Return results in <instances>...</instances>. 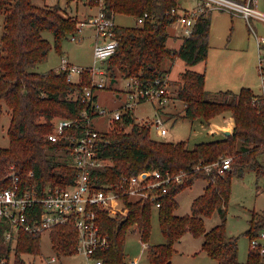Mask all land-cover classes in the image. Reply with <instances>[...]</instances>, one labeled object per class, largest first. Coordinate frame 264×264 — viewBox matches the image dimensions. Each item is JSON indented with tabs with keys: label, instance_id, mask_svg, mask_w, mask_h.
<instances>
[{
	"label": "trees",
	"instance_id": "trees-1",
	"mask_svg": "<svg viewBox=\"0 0 264 264\" xmlns=\"http://www.w3.org/2000/svg\"><path fill=\"white\" fill-rule=\"evenodd\" d=\"M178 6L180 0H104V8L109 14L140 16L149 12L142 24L116 23L114 29L119 43L105 62L113 77L120 70L126 76H138L145 82L156 78L169 81L170 70L163 65L166 58L179 56L188 64L207 58L212 12L208 9L201 13L194 32L174 47L169 43L168 27L177 17L172 8ZM2 13L0 122L3 114L8 112L10 142L0 146V175L7 172L10 164H15L21 175L31 182L41 186L50 182L65 186L75 180L78 171L67 158L56 154L65 147L66 141H52L48 134L54 129V116H76L86 106L82 93L85 85L91 83V71H84L79 81H71L66 71L51 68L41 72L35 67L47 58L52 48L43 30L53 31L56 48L61 50L62 41L78 31L81 18L78 14L67 13L59 4L40 5L35 0H0ZM205 76V72L192 68L180 72L176 94L184 102L183 115L209 120L217 113L230 111L235 118L232 132L190 146L185 140L153 137L151 126L137 122L132 110L115 120L119 123L115 128L104 131L101 152L113 162L104 167L98 182L114 181L122 173L158 167L188 173L183 182L170 184L160 197L161 205L156 210L164 241L151 242L152 203L132 201L129 213L123 217L100 209V223L109 235V244L97 254L104 258L105 264L124 262L126 234L132 225L143 242H147L151 264H174V244L188 231L204 236L202 249L219 264H260V255L252 247L248 260L239 261L238 236L228 235L225 223L232 176H242L247 167L255 168L259 173L264 171V164L259 159L264 153V91L256 93L250 86H243L237 92L226 89L214 93L205 88ZM218 95L222 97L218 98ZM226 153L232 154V164L225 173L195 168L200 162L220 160ZM199 177L206 178L208 183L202 194L194 199L191 212L176 213L177 193ZM215 210L220 212L222 221L207 229L204 217ZM258 215L254 213L250 220L247 233L251 238L264 225V214ZM50 233L56 251L78 252V230L73 224H58ZM41 238L40 232L21 231L16 245L5 244L0 227V258L7 254L14 257V264H23L24 253L41 251ZM6 247L7 253L3 251Z\"/></svg>",
	"mask_w": 264,
	"mask_h": 264
},
{
	"label": "rangeland",
	"instance_id": "rangeland-1",
	"mask_svg": "<svg viewBox=\"0 0 264 264\" xmlns=\"http://www.w3.org/2000/svg\"><path fill=\"white\" fill-rule=\"evenodd\" d=\"M200 0H180V8H191ZM246 1V0H241ZM40 5L59 4L67 13L78 14L83 19L90 11H97V0H35ZM248 2V1H247ZM255 2H257L255 4ZM252 4L264 11V0H252ZM212 12V23L209 34V53L205 60L196 64H188L183 58H166L163 62L165 68L169 69V81L167 84L168 96L170 97L164 104L158 100L147 99L134 105V116L141 118L145 116H156L159 113L164 118V125L169 132L162 135L155 125L151 127V135L155 138L180 141L185 140L190 146L196 142L217 136V128L224 124L229 117L227 111L213 115L209 120L202 117L192 119L184 116L182 107L184 102L177 97V83L180 72L187 68L205 72V88L216 93V91L231 89L239 91L242 86H250L256 93L264 91V81L259 68L260 47L258 35H264V19L252 17L249 21L241 13H234L228 9H209ZM115 21L119 24L135 25L137 16L133 14L117 13ZM4 29V14H0V39ZM169 43L178 47L184 36L182 29L171 24ZM73 34V33H72ZM75 34V33H74ZM94 26L85 25L76 32V37L67 36L58 50L55 45L54 33L50 29H44L43 35L52 43V48L45 60L36 65V69L46 72L51 68H59L63 55H66L77 65H92L96 63L93 44L96 36ZM180 34V35H178ZM113 78L115 80L113 81ZM79 81L78 74H74L73 80ZM127 76L120 70L116 71V76L112 77L108 72V81L104 88L98 90V102L108 110H124L128 102ZM221 98L222 95H218ZM159 106H163L159 109ZM230 112V111H228ZM224 113V114H222ZM57 117L54 116L53 119ZM52 119V121H53ZM10 114L5 112L0 122V146H7L10 142L8 135V125ZM98 128L109 132L119 123L113 120L109 112L98 118ZM128 129L127 126H124ZM233 131V130H232ZM214 136V137H215ZM59 157L65 158V151L56 153ZM224 156H232L226 153ZM259 159L264 164V153ZM113 161L110 160V163ZM208 180L204 177L197 178L191 185L184 187L176 195L178 208L176 213L187 214L192 210L194 199L202 194ZM254 213L264 214V171L257 172L252 167L245 168L244 174L232 176L231 195L227 205L226 231L228 235L238 236V259L240 262L248 260L251 248V237L247 233L250 227V220ZM258 215V216H259ZM207 229L222 221L221 214L215 210L211 215L204 217ZM151 242H161L165 236L161 230L157 210L154 209L152 216ZM132 225L126 234L124 250L125 260L122 264H151L147 254V242H143L140 233ZM264 232V225L259 227L260 235ZM258 235V236H259ZM181 242L174 244L172 261L174 264H219L218 260L210 256L206 250L202 249L204 241L203 235H195L186 232ZM24 253L23 264H89L90 261L82 251L73 254H64L56 251L53 247L51 233L45 230L41 238V251L36 253ZM52 255L57 259L52 260Z\"/></svg>",
	"mask_w": 264,
	"mask_h": 264
},
{
	"label": "built area",
	"instance_id": "built-area-1",
	"mask_svg": "<svg viewBox=\"0 0 264 264\" xmlns=\"http://www.w3.org/2000/svg\"><path fill=\"white\" fill-rule=\"evenodd\" d=\"M251 2L252 0H200L191 8L173 7L172 12L177 17L171 24L179 26L184 37L190 36L198 17L211 8L241 13L249 21L252 17L264 19V11L257 8V2L256 5ZM98 6L97 12L79 21L78 29L85 25L94 26L96 38L93 50L96 63L77 65L63 55L58 68L66 71L71 81H78L73 80L74 74L77 73L80 78L84 71H91V83L85 85L82 93V101L86 106L76 116L55 117L54 129L48 134L52 141H66L65 147L60 151H65V158L77 168L75 180L65 186L51 182L41 186L21 175L15 164H10L7 172L0 175V227L4 243L16 245L21 231L43 233L45 230L51 231L58 224H73L78 230V252L86 254L89 264H105L104 258L97 254L99 249L109 244V235L100 223V209L121 217L129 213L132 201L142 204L150 202L154 209H158L161 205L160 197L169 189V185L183 182L188 174L186 171L173 172L158 167L131 174L122 173L114 181H97L101 171L110 162L101 152L104 131L98 128V118L109 112L115 121L122 118L128 110L133 111L134 105L143 100H158L160 104H164L170 98L167 94V78L145 82L138 76H127L128 102L124 110H108L98 102V90L106 86L110 72L105 62L114 54L119 43L114 29L115 15L106 11L104 0H98ZM148 16L147 11L137 16V23H144ZM71 36L76 37V33ZM258 43L259 70L264 81V35H258ZM134 118L139 123L151 127L155 125L162 135L168 134V128L159 113L153 117ZM231 164L232 156H223L211 163L200 162L195 168L206 171L216 169L219 173H225L231 168ZM30 173L32 175L33 171ZM258 235L251 238V247L259 253L260 264H264V232ZM3 251L7 253L8 248ZM51 259L56 260L57 256L52 255ZM0 260L1 264H14V257H8L7 254Z\"/></svg>",
	"mask_w": 264,
	"mask_h": 264
},
{
	"label": "crops",
	"instance_id": "crops-1",
	"mask_svg": "<svg viewBox=\"0 0 264 264\" xmlns=\"http://www.w3.org/2000/svg\"><path fill=\"white\" fill-rule=\"evenodd\" d=\"M98 9H99V6H98ZM98 9H97V11H98ZM97 11H95V12H97ZM94 11H90L89 13H88V15L89 14H91V13H95ZM117 23V22H116ZM95 35V34H94ZM94 42V41H93ZM196 70V69H195ZM197 71H199V70H197ZM168 77H170V75L168 74ZM205 79H206V76H205ZM243 87V86H242ZM162 107L163 106H159L158 108L159 109H162ZM182 110L184 111V106L182 107ZM227 113H229V117H228V119L226 120V122L224 123V124H220L219 126H218V128H217V136H222L223 134H227L228 132H232V130H233V126H234V124H235V118H234V116L232 115V113L231 112H228L227 111ZM222 114H224V113H222ZM164 119V118H163ZM168 132H169V130H168ZM215 135H213V137H214ZM216 137V136H215ZM208 139H210V138H208ZM182 240H180V242H181ZM147 246V245H146Z\"/></svg>",
	"mask_w": 264,
	"mask_h": 264
},
{
	"label": "water",
	"instance_id": "water-1",
	"mask_svg": "<svg viewBox=\"0 0 264 264\" xmlns=\"http://www.w3.org/2000/svg\"><path fill=\"white\" fill-rule=\"evenodd\" d=\"M94 42H92V44H93ZM115 79H113V81H114ZM228 133H230V132H228Z\"/></svg>",
	"mask_w": 264,
	"mask_h": 264
}]
</instances>
